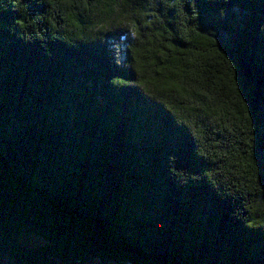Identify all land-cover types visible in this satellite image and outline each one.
I'll return each mask as SVG.
<instances>
[{
  "label": "trees",
  "instance_id": "trees-1",
  "mask_svg": "<svg viewBox=\"0 0 264 264\" xmlns=\"http://www.w3.org/2000/svg\"><path fill=\"white\" fill-rule=\"evenodd\" d=\"M0 264H264V0H0Z\"/></svg>",
  "mask_w": 264,
  "mask_h": 264
},
{
  "label": "rangeland",
  "instance_id": "rangeland-1",
  "mask_svg": "<svg viewBox=\"0 0 264 264\" xmlns=\"http://www.w3.org/2000/svg\"><path fill=\"white\" fill-rule=\"evenodd\" d=\"M115 48H116L117 54L122 55V53L124 52V45L123 44L122 45H116Z\"/></svg>",
  "mask_w": 264,
  "mask_h": 264
}]
</instances>
